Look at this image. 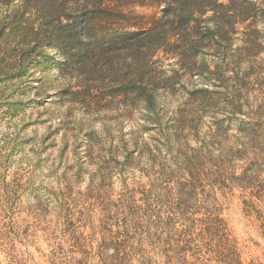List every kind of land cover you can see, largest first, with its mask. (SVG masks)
I'll return each instance as SVG.
<instances>
[{"label": "rangeland", "instance_id": "374dc122", "mask_svg": "<svg viewBox=\"0 0 264 264\" xmlns=\"http://www.w3.org/2000/svg\"><path fill=\"white\" fill-rule=\"evenodd\" d=\"M74 1L62 0V7L49 16L42 1L3 0L0 22L14 18L51 32L59 26L61 13L77 19L80 8ZM237 1L238 9L252 10V18L238 26L229 45L219 43L194 56L198 65L207 63L202 67L207 80L181 70L174 89V70L180 69L174 52L160 51L148 61L142 72L145 83L160 89L152 105L142 100L139 86L129 85L130 59L116 46L102 48L90 61L72 57L66 66L59 48L40 43L42 52L39 44L35 52L26 53L31 59L27 65L0 77V264H99L96 255L104 235L110 240L118 231L136 230L126 221L125 199L138 205L144 201L143 211H135L137 239L143 236V248L154 256L152 264H167L157 253L169 249L165 244L174 236L179 177L174 164L180 153L202 146L213 114L230 105L223 100L234 90L229 78L239 69L237 62L249 60L252 65L240 68L250 74L239 100L247 116L239 115L234 124L254 119L264 105V0ZM162 9L137 3L123 7L128 18L116 29L162 20ZM248 23L256 30L252 52L245 50L242 34ZM218 77L224 87L209 82ZM204 88L223 94L219 105L188 102L187 91ZM178 109L197 130L174 140ZM236 129L222 136L219 152L234 145ZM131 133H136L138 152L127 160ZM234 167L228 170L231 181L246 171L242 165ZM259 169L261 192L253 200L249 190L234 184L211 189L198 182L196 196L181 204L187 218L201 220L215 213L228 223L235 264H264V164ZM219 261L213 258L208 264Z\"/></svg>", "mask_w": 264, "mask_h": 264}, {"label": "trees", "instance_id": "16d2710c", "mask_svg": "<svg viewBox=\"0 0 264 264\" xmlns=\"http://www.w3.org/2000/svg\"><path fill=\"white\" fill-rule=\"evenodd\" d=\"M35 1L43 2L45 12L49 16L53 15L52 10L62 7L63 3L62 0ZM1 3L3 0H0ZM136 3L162 6L161 12L164 17L162 20L155 19L148 24L133 23L134 25H128L125 29L120 27L116 29V26H120V23L128 18L122 8ZM238 3L237 0L227 2L225 0H76L74 4L81 10L77 19H71L66 12L64 15L61 13L57 17L59 26L51 32L44 31L43 25L36 27L32 23L14 21V18L9 23L3 20L0 22V77L27 65L31 59L26 53L35 52L40 43L59 48L64 55L63 64L66 66L69 65L68 61L72 57L90 61L93 56L101 54L102 48L116 46L130 59L127 64L132 74L129 85L139 86L137 89L142 94V100L147 105H152L160 89H155L154 85L150 88L145 83L143 70H146L148 61L160 51L174 52L180 68L174 70V89L181 70L191 74L190 77L197 76L207 80L202 69L204 66L208 67L207 63L204 60L202 65H198L194 56L200 50L212 48L219 43L229 45L239 31L238 26H245L252 18V10L249 8L240 10L237 7ZM14 12L12 10V13ZM12 13L7 18L11 19ZM253 27L255 26L248 23L245 28L247 33L242 32L246 37L247 52L254 51L255 45L257 46L256 30ZM91 33L95 34L93 38ZM41 44L39 49L42 52L44 45ZM243 64H249L250 67L252 65L249 60L237 62L239 69L229 78L234 90L232 94L226 93L225 96L228 94L230 96L223 100L230 105L213 114L211 125L202 140V146L180 153L177 163L174 164L175 171L177 175L179 174L175 192L177 199L174 202L178 211L174 218V236L165 244L169 249L161 251L158 245L161 252L157 253L160 258L166 259L167 264H208L213 258H220V264L236 262V253L232 250L234 241L231 239L228 223L215 213L207 214L201 220L187 218L181 204L186 202V199L196 196L194 185L198 182L201 186H204L205 182L211 189L229 188L234 184L241 187L243 192L249 190L248 196L252 200L261 192L257 189V184L261 182L258 181V172H262L259 163L264 164V105L257 109L254 119L250 121L241 119L234 124L238 121L239 115L247 116L243 114V106L239 103L240 91L245 88V83L249 84L250 75L249 72H241L240 68ZM217 67L216 65V70ZM216 70L207 68L206 72L216 75ZM218 78L219 80L209 79V82L216 87L217 83L224 87V81ZM187 92L188 102L198 103L201 106L219 105L223 95L209 88ZM234 126L237 128L236 133L232 135L235 139L234 145L227 152L221 150L219 152L217 146H221L222 136ZM196 130V127L188 123L184 112L178 109L174 114V140L183 137L189 131ZM137 141L136 133H131L125 147V159H132V156L138 152ZM129 146L133 149L129 150ZM234 164L236 169L240 165L246 167V171L243 175H234L235 179L231 181L228 170L232 169ZM262 181L264 182V179ZM101 189L99 187L98 191ZM124 202L126 221L136 230L133 233L128 229L122 233L118 231L116 239L112 237L110 240L104 235L103 244L98 248L96 255L99 264H152L154 256L143 248V236L137 239L140 227L136 220L138 212L135 211H143L144 201L142 205L129 199H125ZM155 239L158 240L156 237Z\"/></svg>", "mask_w": 264, "mask_h": 264}]
</instances>
